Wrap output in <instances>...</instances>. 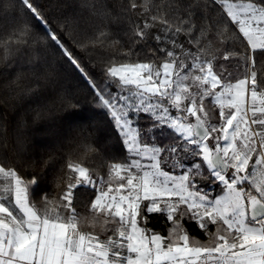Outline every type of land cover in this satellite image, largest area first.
<instances>
[{
  "label": "snow or ice",
  "instance_id": "6c2138e0",
  "mask_svg": "<svg viewBox=\"0 0 264 264\" xmlns=\"http://www.w3.org/2000/svg\"><path fill=\"white\" fill-rule=\"evenodd\" d=\"M80 7L87 16L72 0H48L47 13L34 0H0L3 60L26 59L49 82L48 55L58 54L105 110L123 158L100 156L95 125L82 124L49 192L43 173L56 157L37 156L0 123V264H264V0ZM124 20L130 44H154L132 61L131 48L111 41L115 58L98 82L73 47L104 46L109 25ZM49 105L79 107L65 92ZM151 214L165 217L166 236L147 227Z\"/></svg>",
  "mask_w": 264,
  "mask_h": 264
},
{
  "label": "trees",
  "instance_id": "16d2710c",
  "mask_svg": "<svg viewBox=\"0 0 264 264\" xmlns=\"http://www.w3.org/2000/svg\"><path fill=\"white\" fill-rule=\"evenodd\" d=\"M35 3L45 9L48 0H34ZM81 0H72L71 11L87 16V11L80 7ZM53 21V27H55ZM129 30L127 20L109 25L110 36L104 46H97L82 51L73 47V51L81 60L88 73L98 82L104 81L102 68L110 59L115 58L113 53L116 49L110 47L111 41L119 40L123 45L119 51L132 49L134 55L130 60L143 59L144 54H149V46H137L130 44L126 36ZM123 60V58H121ZM48 67L53 73L49 82L43 79L37 81L32 75L33 65L26 59L9 58L6 63L3 60V51L0 49V123L12 136L19 135L26 138L29 150L37 156L47 158L49 154L56 157L55 162L43 173L44 183L41 187L51 192L53 190L52 180L56 171L62 163L61 158L69 151L70 141L76 134V129L82 124H93L96 127V148L99 155L106 160L122 159L120 143L112 131L109 117L104 109L93 102V95L86 80L75 70L70 69L58 56L49 52ZM19 78V87L10 89L7 87L13 80ZM34 89V91H27ZM114 90V89H113ZM65 92L69 99L78 103L79 107L75 113L69 115L66 110H60L58 106L49 105V100L55 94ZM67 103V102H66ZM40 113L39 121L36 122L37 113ZM162 139V138H161ZM11 157V154H8ZM87 163V160H85ZM187 163V162H186ZM211 187L213 195L221 194V189L215 184L206 185ZM39 191H34L33 199H39ZM88 193L80 191V198L86 199ZM78 211L83 215V209L78 205ZM147 227L163 235L168 234L169 224L165 217L159 214L149 215ZM84 231L91 230V224H81ZM189 234L200 241L207 237L193 223L187 225ZM214 230V229H213Z\"/></svg>",
  "mask_w": 264,
  "mask_h": 264
},
{
  "label": "rangeland",
  "instance_id": "374dc122",
  "mask_svg": "<svg viewBox=\"0 0 264 264\" xmlns=\"http://www.w3.org/2000/svg\"><path fill=\"white\" fill-rule=\"evenodd\" d=\"M207 191H210L213 194V191L211 189V187L205 188Z\"/></svg>",
  "mask_w": 264,
  "mask_h": 264
}]
</instances>
